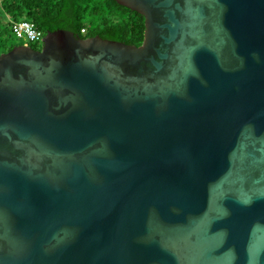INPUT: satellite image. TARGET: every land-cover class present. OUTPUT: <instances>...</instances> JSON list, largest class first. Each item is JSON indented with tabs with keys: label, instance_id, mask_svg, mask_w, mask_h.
<instances>
[{
	"label": "water",
	"instance_id": "obj_1",
	"mask_svg": "<svg viewBox=\"0 0 264 264\" xmlns=\"http://www.w3.org/2000/svg\"><path fill=\"white\" fill-rule=\"evenodd\" d=\"M116 1L0 54V264H264V0Z\"/></svg>",
	"mask_w": 264,
	"mask_h": 264
},
{
	"label": "trees",
	"instance_id": "obj_2",
	"mask_svg": "<svg viewBox=\"0 0 264 264\" xmlns=\"http://www.w3.org/2000/svg\"><path fill=\"white\" fill-rule=\"evenodd\" d=\"M0 14V54L15 47L5 37L12 33L13 22L22 19L33 21L44 36L68 30L80 39L100 36L138 46L145 38L144 15L116 0H0Z\"/></svg>",
	"mask_w": 264,
	"mask_h": 264
},
{
	"label": "built area",
	"instance_id": "obj_3",
	"mask_svg": "<svg viewBox=\"0 0 264 264\" xmlns=\"http://www.w3.org/2000/svg\"><path fill=\"white\" fill-rule=\"evenodd\" d=\"M11 29L13 35L17 39L25 41L27 44L33 42L42 43V38H44L43 32L38 29L33 21L30 20L22 19L15 21L13 22ZM83 32H85V29H83Z\"/></svg>",
	"mask_w": 264,
	"mask_h": 264
},
{
	"label": "rangeland",
	"instance_id": "obj_4",
	"mask_svg": "<svg viewBox=\"0 0 264 264\" xmlns=\"http://www.w3.org/2000/svg\"><path fill=\"white\" fill-rule=\"evenodd\" d=\"M0 18H2V17H1V14H0ZM5 39H6V44H8V45L22 46V45H26V44H27V42L17 39V38L13 35V33H10V35H7V36L5 37ZM41 47H42V46H40L39 48H41Z\"/></svg>",
	"mask_w": 264,
	"mask_h": 264
},
{
	"label": "flooded vegetation",
	"instance_id": "obj_5",
	"mask_svg": "<svg viewBox=\"0 0 264 264\" xmlns=\"http://www.w3.org/2000/svg\"><path fill=\"white\" fill-rule=\"evenodd\" d=\"M26 45H30V44H26ZM30 46H32V45H30ZM33 47V46H32ZM34 48H36V47H34ZM36 49H39V47L38 48H36Z\"/></svg>",
	"mask_w": 264,
	"mask_h": 264
}]
</instances>
